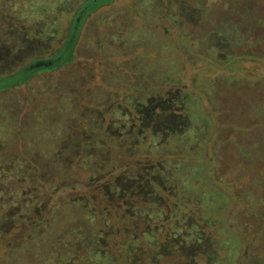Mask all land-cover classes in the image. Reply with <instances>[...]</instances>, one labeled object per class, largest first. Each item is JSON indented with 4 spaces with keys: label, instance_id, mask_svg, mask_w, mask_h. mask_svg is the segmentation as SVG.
<instances>
[{
    "label": "rangeland",
    "instance_id": "1",
    "mask_svg": "<svg viewBox=\"0 0 264 264\" xmlns=\"http://www.w3.org/2000/svg\"><path fill=\"white\" fill-rule=\"evenodd\" d=\"M36 1L0 0L1 51L3 13L29 30L0 77L56 55L87 2L69 62L0 80V164L36 179L5 201L47 226L26 264H264V0Z\"/></svg>",
    "mask_w": 264,
    "mask_h": 264
},
{
    "label": "trees",
    "instance_id": "2",
    "mask_svg": "<svg viewBox=\"0 0 264 264\" xmlns=\"http://www.w3.org/2000/svg\"><path fill=\"white\" fill-rule=\"evenodd\" d=\"M5 1L6 0H1V3H4ZM11 1H13L14 6H17L19 1L21 0H11ZM43 2H45V0H41V2H38L37 5L39 3L43 4ZM76 2H78V0H73L74 4ZM84 3H81V6L78 10V16L74 18L72 25L70 27L69 34L67 36V40L64 43V45L61 47L60 51L56 53V55L50 56L47 59H44L43 57L41 58L39 57L33 62V63L36 62L39 63L42 61L46 63L51 62V64H49L48 66L41 65L40 67H38L32 63L30 65H27L26 67H23L22 69H20L15 73L2 74L0 80L4 78L14 77L15 75L19 74L22 70L25 69H27L28 71L32 70L31 73L33 72L35 73L39 69H46V68L53 69V67L56 66V63L59 61L62 62V58L66 57L67 55L68 57L66 58V61L63 62V64L69 62L71 58V50L75 43V39L78 36L79 29L81 26L79 19L83 18L82 13L84 12H82L81 9ZM71 4L72 3L70 2V0H56V2L52 0V3L51 1H49L45 5H40L39 7L36 5L35 10L38 13H54V12L69 13L71 10L70 8L72 7ZM2 16L4 19L3 22L6 23V27H8L11 33H13L14 35L13 39L10 38V41L7 40L5 41L4 39L2 41L8 44L10 43L14 44L16 48L15 50H13V48H10L5 53L4 51H1L2 48L0 47V63H3V60L5 59L7 60L9 56L11 57V55H13L12 59L13 58L15 59L16 57L20 56V53L22 51V46L25 44V40L29 39L27 37V33H29V30L27 31L23 30V28L20 25L21 16L16 18L15 14L14 15L9 14L8 11H6V13H3ZM51 30L49 32H47L45 29L42 31L36 30L34 31V35L41 36V34H43L45 41H48V38L50 37L52 38V42H55V30L54 31ZM37 32H41V33L39 34ZM58 67L59 66L57 65L54 69H57ZM8 115L9 114H6L2 109H0V120H2L3 117L7 118ZM4 123H6L8 126L14 125L8 119ZM19 160L20 161H18V159H15L14 157L10 161L7 160L2 161L4 162L3 165L0 164V166L2 167V169H0V249H1L0 264H24L23 262L21 263V260L23 261L24 257L26 264V256L28 254L26 251H28V249L30 248L31 246L30 243H33V241L36 240L35 237L38 236L43 231V229L47 227L45 224V219H40L41 211L39 209L41 208L40 206L38 207L36 206L37 205L36 203L37 201L35 199L36 197L35 198L33 197L34 203L30 208L29 213H23V210L20 207L11 205L5 201V198L7 197L6 196L7 192H10L13 196H15L16 193L20 194L19 191L15 189L16 185L20 183L19 181L21 180H25V182L27 181L28 184H30L29 186H32L30 189H32L33 184L36 180L34 179L35 173L31 172L29 168H26L27 163H25L21 159ZM8 167H11V170L13 172V177L5 174V169H7ZM20 173L23 176H21ZM13 183L16 184L14 187H12ZM205 198H208V196H205ZM195 200L193 202H195ZM178 205H180V203ZM132 214L134 216L137 215L136 211L132 212ZM134 229L135 228H133V230ZM147 235H149L148 230L144 232L143 236H147Z\"/></svg>",
    "mask_w": 264,
    "mask_h": 264
},
{
    "label": "flooded vegetation",
    "instance_id": "3",
    "mask_svg": "<svg viewBox=\"0 0 264 264\" xmlns=\"http://www.w3.org/2000/svg\"><path fill=\"white\" fill-rule=\"evenodd\" d=\"M49 64H51V62H49V63H46V62H39L38 64H37V66L38 67H40L41 65H43V66H48ZM174 101L173 100H171V99H166V98H164V99H161L159 102H158V107H161V106H163V105H168L170 108L171 107H173L174 106V103H173ZM160 124H162V123H160ZM195 226H196V228H195V231H193V233H191L190 235H193V234H196L197 233V231H198V225H197V223L195 224ZM194 236H196V235H194ZM194 239H195V237H194ZM195 241H197L198 242V237L196 238V240ZM183 245V243L181 242V246Z\"/></svg>",
    "mask_w": 264,
    "mask_h": 264
}]
</instances>
